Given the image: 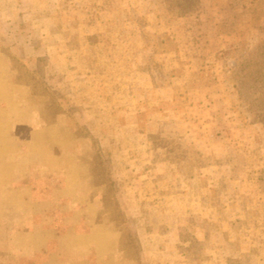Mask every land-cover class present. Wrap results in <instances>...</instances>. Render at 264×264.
Wrapping results in <instances>:
<instances>
[{
  "label": "rangeland",
  "instance_id": "obj_1",
  "mask_svg": "<svg viewBox=\"0 0 264 264\" xmlns=\"http://www.w3.org/2000/svg\"><path fill=\"white\" fill-rule=\"evenodd\" d=\"M0 0V264H264V0Z\"/></svg>",
  "mask_w": 264,
  "mask_h": 264
},
{
  "label": "trees",
  "instance_id": "obj_2",
  "mask_svg": "<svg viewBox=\"0 0 264 264\" xmlns=\"http://www.w3.org/2000/svg\"><path fill=\"white\" fill-rule=\"evenodd\" d=\"M199 0H171V3L173 2L176 7H179L180 13L187 12L191 10L194 6L198 4Z\"/></svg>",
  "mask_w": 264,
  "mask_h": 264
}]
</instances>
